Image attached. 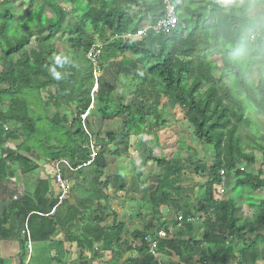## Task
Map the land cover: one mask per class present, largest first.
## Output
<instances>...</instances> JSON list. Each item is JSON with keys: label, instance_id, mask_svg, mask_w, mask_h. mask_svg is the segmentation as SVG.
Returning <instances> with one entry per match:
<instances>
[{"label": "trees", "instance_id": "16d2710c", "mask_svg": "<svg viewBox=\"0 0 264 264\" xmlns=\"http://www.w3.org/2000/svg\"><path fill=\"white\" fill-rule=\"evenodd\" d=\"M82 1L39 0L17 20L9 1L1 2L5 7L0 8V66L5 62L9 66L0 70V183L9 182L18 174L23 177L34 172L40 168V161H64L66 164L59 165L61 178L77 181V201L83 210L86 205L90 208L93 201L107 200L102 190L111 181L101 177L105 157H121L118 149L109 150L116 135L89 134L81 124V116H88L92 102L109 104L111 100L112 90L93 93V67L85 57L90 45L99 41L103 43L100 72L120 65L116 59L127 58L135 60L145 75H122L121 78H133L137 84L124 87L126 97L116 109L111 107L113 117H124L122 150L128 151L129 138L141 136L149 120L154 128L163 127L168 121L176 123L168 106L162 104L166 102L182 112L194 139L210 148V164L207 169L200 167L191 147L181 161L177 156L167 159L154 134L147 162L160 174L155 183L143 188L139 206L134 207L136 217H148V221L144 220L141 229L128 231L122 222L103 228L100 226L103 216L93 217L81 227L80 235L73 233L71 242L80 250L90 251L92 259L98 245L118 258L122 257L119 248L124 246L125 252L141 256L139 264H164V253L177 246V261L166 264H254L260 258L257 251L264 247V172L259 169L250 173L240 166H253L256 151L261 158L260 168H264V129L257 139L246 135L248 142H243L240 128L253 127L249 114L264 120V24L257 25L250 17L249 1L235 7L227 0H206L205 6L198 9L193 0H168L184 29L147 31L135 39L119 36L134 33L141 20L155 24L161 19L164 15L161 0ZM64 5L70 11H64ZM205 7L210 8L211 28L202 27ZM46 10L51 11V18L45 16ZM73 12L79 13L77 21L71 17ZM263 21L264 13L258 19L260 23ZM41 28L48 34L36 40V48L26 50L29 45L26 33ZM55 33L67 34L68 57L56 54L52 46ZM114 36L118 38L111 39ZM251 61L255 82L249 81ZM129 65L137 70L138 66L132 62ZM215 71H219L218 75ZM47 89L52 94L43 100L41 93ZM48 109L53 110L50 115ZM43 120L46 128L41 130L39 123ZM17 141L13 153H2V146ZM33 152L37 154L35 157L31 155ZM182 161L189 162L194 173L206 174L208 178L197 185L198 195L191 203L184 202L180 194ZM223 175L236 177L231 188V193L239 188L236 200L231 196L224 200L216 198V187ZM51 182L55 185L54 178L37 180L33 189L23 192L21 198L6 205L0 202V240L11 239L18 231L19 264L26 260L28 244H47L49 251L56 250L51 258L56 264H87L81 255L67 263L64 260L67 253L54 241L60 231L71 232V224L79 226L75 219L81 212L68 204L69 192L57 206ZM259 192L263 198L258 200V211L250 221L241 222L240 198L248 196L252 208L253 194ZM182 202L185 207L190 206L192 213L171 220L177 228L174 239L166 227L170 221L159 218V209ZM189 218L194 221H188ZM9 222H14L16 228ZM245 229L254 237L243 243ZM183 230L187 239L181 237ZM159 231L164 232V237H157ZM150 240L156 241L153 254L149 251ZM236 252L240 254L238 258Z\"/></svg>", "mask_w": 264, "mask_h": 264}, {"label": "rangeland", "instance_id": "374dc122", "mask_svg": "<svg viewBox=\"0 0 264 264\" xmlns=\"http://www.w3.org/2000/svg\"><path fill=\"white\" fill-rule=\"evenodd\" d=\"M3 0H0V8H4L5 5H3L1 2ZM8 5L13 7L14 11V19L17 20L19 17H21L23 14H26L28 11L32 10L35 5L39 3V0H35L32 3H29L28 0H8ZM211 1V0H209ZM228 3L235 7H240L246 0H227ZM250 3V10L249 14L250 17L255 21L257 25L264 24L258 22V19L262 18L264 13V0H248ZM84 0L82 1V3ZM194 6L198 9L205 6L206 0H193ZM8 7V6H7ZM64 8V11H70V8L68 5L62 6ZM209 7H205V10H203V15L205 16L204 22L202 23V27H208L211 28L213 25V21L211 18H209ZM132 13L134 11L132 10ZM78 12H73L71 17L75 20L77 18ZM45 16L47 18L52 17V13L50 10H46ZM139 25L145 24V21L141 20L139 22ZM263 26V25H262ZM48 34V31L45 28L41 29H30L26 35L29 40V45L26 47V50L36 48V40L40 39L43 36H46ZM52 46L56 50V54L60 56H66L69 55V49H68V43L66 41L67 34H53L52 38ZM245 60L247 59L246 55L244 54ZM118 65L112 66L111 68H108V70H104V72H98L93 76V93L101 94L104 91H110L111 93V100L109 104L106 103H97L96 101L90 106L89 112L87 113L88 116L85 117V119H82L83 121L82 126L85 131H87L89 134L93 133H114L116 135L115 141L113 144L109 146L110 151H114L115 149H118L121 152V157H112V156H106L105 162L106 167L103 169V173L106 177L110 178L111 184L107 186V190L111 191V197L110 199L112 202H110V205L115 209L117 212V216H121V211H126V214L123 216V221L126 224V228L128 231H131L132 229H141L142 225L145 222L148 221V217H144L143 219H139L136 217L135 212L133 209H131V206L134 208V203L140 202L143 196V188L155 183L156 177L160 174L159 170H157L154 166H151L147 162V157L149 154L152 153V137L154 134L157 136V140L159 145L162 147V153L163 155L169 159L171 157L177 156L180 161L187 156L188 153V147H191L193 150H195L197 154L198 159V165L202 167L203 169H207L210 164V155L211 151L210 148L207 146L200 145L192 136L191 129L187 125V123L183 119L182 112L175 106L171 105L170 103L163 102L162 104H166L168 106V111L174 119L176 120V123H172L170 121L167 122V125L159 128H154L153 124L150 122V120L146 123V125L143 127L141 136L133 139L129 138L130 142V148L127 152H124L122 148L120 147V143L122 141L123 132L121 131V126L124 121V117L118 116L113 117L111 115V107L113 109H116L119 105L120 101H123L124 97H126V89L124 87L126 86H133L136 85L137 82L133 78H121L122 75L127 74L131 75L133 77L142 76L144 77V73L142 70H140V67L138 66L137 62L135 60H129V59H116L115 60ZM129 62H132V64H135L137 70H133L134 66L129 65ZM249 65V81L255 82L256 81V75H255V68L254 63L251 61ZM9 64L6 62L0 66V70L8 68ZM137 72H141L140 74H137ZM101 73V74H100ZM219 71H215L214 74L218 75ZM100 79V82L98 80ZM133 79V82L130 81ZM121 83V84H120ZM123 83V84H122ZM52 94V90H43L41 93V97L43 100L46 99V97L49 94ZM53 112L52 109H48L47 114L50 115ZM38 114H42V111L37 112ZM68 114V113H67ZM43 119H44V115ZM250 120L253 124V127L243 129L240 128V134L243 137L244 140L248 142V140L245 139L244 136H250L254 135V138H258V136L262 133L264 129V120L261 118H257L253 116L252 114H249ZM41 126V130H44L46 128L45 121L43 120L41 123H39V127ZM38 127V126H37ZM182 144V146L180 145ZM19 144V141L17 142H8L4 146H2L1 151L4 155H7L9 153H13L15 150V147ZM180 145V146H179ZM255 164L251 167H246L245 165H241L240 169H244L246 172L255 173L257 170L261 169L264 172V168H260V162L261 158L260 155L255 151ZM33 157H35L36 153H31ZM40 168L35 170L34 172L27 174L26 176L21 177L19 174L17 177H14L9 182L0 183V199L1 201H4V203H8V200H13V198H18L23 192H30L33 187L35 186L37 180L43 177H47L48 175L52 179V171L53 169V163L46 162V161H40ZM182 165L184 168V177L180 183V194L181 198L184 200V202H193V200L198 195V184L204 183L208 180L206 174H199L194 173L192 171V166L187 161H182ZM52 167V168H51ZM263 177V176H262ZM236 181V177L234 175H223V180L219 186L216 187V198L217 199H226L227 197L231 196L233 199H237L238 190L239 188H235V190L231 193V188L234 187ZM54 186V185H53ZM54 189V188H53ZM255 198L258 200H261L263 198V195L261 192L255 193ZM244 196V195H243ZM241 197L239 202L243 203L244 205H249L248 196ZM20 198V197H19ZM256 199V200H257ZM244 201V202H243ZM120 202V203H119ZM124 203L123 205L121 203ZM133 203V204H132ZM2 205V204H1ZM242 205V204H241ZM123 207V209H122ZM184 207V208H183ZM179 208H182L179 210ZM103 210V209H102ZM160 219L166 221L174 220L177 216H189L191 215L192 211L190 206H184L182 203H173L170 204L167 207H160ZM168 211V212H167ZM255 212L254 208L247 209L245 206H241L240 209V216L239 220L249 218L250 214H253ZM110 213V212H108ZM115 215V214H114ZM114 217L113 219L112 215H109L107 217V221L111 222L112 220H118V217ZM157 218V219H159ZM167 223L166 227L169 230V234L174 239L175 231L177 228H174L171 223ZM11 226L14 225V222H9ZM16 228V225H14ZM20 231V228H19ZM199 232L197 231V238H199ZM18 233V231H17ZM15 233L13 237L8 240V243L6 242L4 245V251L1 253V260L4 262V264H9L11 261L9 260L10 257H12V247L15 249L16 243L18 241L17 236ZM21 236V233H20ZM182 239H187L188 235L186 231H182ZM122 249H125L123 247ZM7 250V251H6ZM19 251V250H18ZM28 253V252H27ZM47 255L50 257L52 256L49 252V248L46 249ZM41 254V253H40ZM178 254V247L176 246L175 249H168V254L166 255V259L168 261L171 260V257L177 256ZM132 255V254H131ZM32 261L37 262L38 264H41L43 261L42 255H36L35 253L31 254ZM62 256V254H61ZM28 257V255H27ZM132 257H135V260H137V257L134 255ZM42 260V261H41ZM262 263L264 264V256L262 257ZM46 261V259H45ZM112 264H114L112 262Z\"/></svg>", "mask_w": 264, "mask_h": 264}, {"label": "crops", "instance_id": "0c3cea01", "mask_svg": "<svg viewBox=\"0 0 264 264\" xmlns=\"http://www.w3.org/2000/svg\"><path fill=\"white\" fill-rule=\"evenodd\" d=\"M53 176H54V172L52 171V179H53ZM104 178H106L105 175L103 177H101V180H103ZM44 179L51 180V177L48 175L47 177L40 178L39 180H44ZM67 183H68V192H69V196H70V198L67 200L68 204L71 207H73L75 209H78V211H80L81 214L79 213L76 216V219H75V222L78 223V225H79L78 227H76L75 224L73 223V224H71V226H72L71 232L60 231L58 233V235L54 238V241L59 242L62 245V248H63L62 252L67 253L66 255L64 254L65 255L64 260L67 263H69L71 261H74V260L78 259V257L81 255L82 257H84V259H85L84 262H86L87 264H112V262L114 264H139L141 256H139V255H137L135 253H132V252H125V249H122L124 246H121L119 248V253L122 255V257L118 258L117 256L113 255L112 252H109V251L104 252L100 248V246L98 245V246L95 247L96 257L94 259H92L91 258L92 255H91L90 251H88L87 249L80 250V249L77 248L75 243L71 242L70 238L73 237V233L76 236L80 235L81 227H83L87 223L89 224L90 223L89 220L90 219L92 220L93 217L95 218V217L103 216V220L100 223V226H102L103 228L110 227V225H112V223H114V222L115 223L122 222L126 226L125 222L123 221V219H124L123 216L126 214V211L122 210L121 214H120L121 216H117V212L110 205V202H112V200L110 199V197L112 196L111 193H110L111 191L107 190L106 188L103 189L102 192L107 196V200H105V201L100 200L99 202L93 201V204H92V206L90 208H89L88 205H86L87 209L83 210L82 207L80 206L79 202L77 201L78 195H79V191L77 190V181L75 179H70V180L67 181ZM51 184H52V186H51L52 187L51 188L52 195L56 197L57 196V188L53 184V182H51ZM110 184L111 183H109V185ZM18 196L21 198V192H20V195H18ZM255 196L256 195L254 193L253 194L254 201L252 202V204L254 206L252 208H254L255 212H257L258 211V204H257L258 203V199L255 198ZM81 197H82V195L80 194V199H81ZM9 201H11V200L9 199L8 202ZM0 202H1V204L2 203L5 204V205L7 204V203H4V201H1V199H0ZM80 202L82 203V201H80ZM82 204L84 205V203H82ZM121 204L123 205L124 203L122 202ZM241 204L243 206H245L247 209H251V207H249V205H244L243 203H241ZM58 205H59V203L57 204V206ZM136 206H139L138 202L134 203V207H136ZM241 206H240V209H241ZM136 208H138V207H136ZM122 209H123V207H122ZM131 209H133V211L135 212V215L137 216V212L134 210L135 208H133V206H131ZM108 212H110V213H108ZM109 215H112L113 219H115L114 217H116V216L119 219L118 220H112L111 222H108L107 221V217ZM251 216H252V214H250L249 218L245 217V219H241L240 221L241 222L250 221ZM164 221H166V219ZM91 222H94V221H91ZM246 231H247V229L242 231V233L244 234V237L242 238V242L243 243L247 242L248 240L253 239V237H254L253 234H249ZM6 242L8 243L7 239L6 240H3V239L0 240V257H1V253L4 251V245H5ZM28 245H29V248H28L29 251L27 253L28 257H26V260L23 262V264H38L37 262H33L32 261L33 260L32 256H31L32 253H35L36 255H42V258H43L44 262H42L41 264H56L55 262H53L51 260V258L53 256H55L56 250L50 249L49 252L52 255L50 257L49 255L47 256V254H46V249L48 248L47 244H33V245L32 244H28ZM241 246L242 245H240V247ZM263 248H264L263 246H260L259 251H257V253L259 254L260 258L254 264H261L262 263V261H263L262 257L264 256L262 254ZM17 254H18V245H16L15 249L12 247V253H11L12 257L9 258V260L11 261L9 264H19V262H18V260L16 258ZM167 254H168V251L166 253H164V260H165L163 262L164 264L169 262L165 258ZM134 255L137 257V260H135V257H132ZM235 256H236V258H238L240 256V254H238L236 252ZM177 257L178 256L171 257L170 261L176 262L177 261ZM45 259H46V261H45ZM50 260H51V262H50ZM79 263H80V261H79ZM0 264H4V262H2V260H1V258H0Z\"/></svg>", "mask_w": 264, "mask_h": 264}, {"label": "built area", "instance_id": "2783aa9c", "mask_svg": "<svg viewBox=\"0 0 264 264\" xmlns=\"http://www.w3.org/2000/svg\"><path fill=\"white\" fill-rule=\"evenodd\" d=\"M164 3V15L161 19H159L155 24H148L145 22L142 26L140 25L139 28L134 32H128L123 34L122 37L123 39H135L138 37L143 36L147 31H152L155 33L158 32H166L168 30H174L178 29H184L185 25L184 24H179L177 15L175 14V8L172 4L168 2V0H161ZM118 36H114L111 39L116 40ZM110 41V40H109ZM103 47V43L97 41L94 44L90 45L88 50L85 53V57L88 61L91 62V65L93 67V76L100 72V66H99V59H100V54H101V49ZM82 119H85L86 115L81 116ZM84 121V120H83ZM83 121L81 123H83ZM92 150V147L90 148ZM94 154L93 152L90 155V158L93 159ZM63 163L66 164L64 161H56L53 163V169H54V183L58 189V195H57V200L58 203L60 204L61 201L65 198V196L68 194V183L65 180H62L61 175H60V168L59 165ZM90 162H87L89 164ZM15 198H13L14 200ZM188 221H194V219L189 218L187 219ZM27 234V233H26ZM158 238L164 237V232L159 231L157 233ZM149 242V251L151 254H153V248L156 245V241H148ZM29 248V245H27ZM162 264V263H158Z\"/></svg>", "mask_w": 264, "mask_h": 264}, {"label": "bare ground", "instance_id": "6f19581e", "mask_svg": "<svg viewBox=\"0 0 264 264\" xmlns=\"http://www.w3.org/2000/svg\"><path fill=\"white\" fill-rule=\"evenodd\" d=\"M120 37V36H119Z\"/></svg>", "mask_w": 264, "mask_h": 264}]
</instances>
